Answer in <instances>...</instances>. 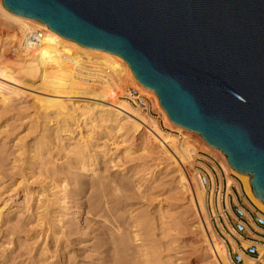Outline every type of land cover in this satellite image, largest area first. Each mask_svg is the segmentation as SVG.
I'll return each mask as SVG.
<instances>
[{
    "label": "bare ground",
    "instance_id": "6f19581e",
    "mask_svg": "<svg viewBox=\"0 0 264 264\" xmlns=\"http://www.w3.org/2000/svg\"><path fill=\"white\" fill-rule=\"evenodd\" d=\"M0 13L6 17L4 44L13 51L0 50V103L5 106L26 93L20 86L35 84L30 89L31 105L41 119L39 136L31 143L14 142L16 154L10 168L6 167L2 152L7 137L0 138V188L11 192L0 204V248L12 246L2 247L0 264H13L15 258L11 254L18 249L16 242L21 237L40 242L37 247L30 246L28 257L21 264H55L50 258L57 257V248L75 249L82 237L76 235L89 233L83 231L85 226L102 228L95 236L100 246L108 244V258L103 264H156L162 243L157 237L155 215L129 201L133 198L129 192L134 178L111 172L124 169L116 166L120 161L123 165L147 160L159 171L142 177L151 181L150 190L166 184L174 197L187 198V205H179L177 210L179 216L185 217L173 219L161 232L168 238L176 264L193 261L192 254L178 244L175 231L179 224L190 226L198 234L193 245L209 259L205 264H231L226 241L216 234L206 214L205 190L193 167L198 148L194 137L222 158L225 171L243 182L245 203L252 202L264 212L263 202L251 191L249 176L234 170L225 155L207 144L200 134L174 124L164 109V125L174 127L172 131L129 103L125 99L129 84L146 87L120 56L81 46L40 21L15 15L4 8L1 0ZM2 35L0 30V38ZM82 61L94 63L97 72L92 76L83 73V77L78 71ZM4 111H0V133L9 136ZM112 148V153H121L122 159L108 156ZM138 166L133 168L134 174ZM212 180L215 185L213 177ZM138 183L139 180L135 185ZM233 183L228 177L227 193H232ZM75 198L73 206L79 209L67 205ZM226 205L229 207L227 198ZM218 207L221 210L220 194ZM72 214L73 219L68 221ZM226 237L230 239L227 234ZM49 240L54 244L53 250ZM63 253L67 258L64 264H74L70 253ZM63 258L61 255V262Z\"/></svg>",
    "mask_w": 264,
    "mask_h": 264
},
{
    "label": "water",
    "instance_id": "95a60500",
    "mask_svg": "<svg viewBox=\"0 0 264 264\" xmlns=\"http://www.w3.org/2000/svg\"><path fill=\"white\" fill-rule=\"evenodd\" d=\"M120 56L169 119L249 176L264 204V0H1Z\"/></svg>",
    "mask_w": 264,
    "mask_h": 264
},
{
    "label": "rangeland",
    "instance_id": "374dc122",
    "mask_svg": "<svg viewBox=\"0 0 264 264\" xmlns=\"http://www.w3.org/2000/svg\"><path fill=\"white\" fill-rule=\"evenodd\" d=\"M6 17L1 15L0 13V30L2 31L3 35L0 38V50L2 48L6 49L7 51L13 53L11 49H9L8 44L6 43L5 37L7 35L5 34L7 25L6 23ZM11 50V51H10ZM35 86L30 85L28 83L27 85L20 86L19 88L26 92L24 94H21L20 96L15 97L12 99L7 105H2L0 103V111L4 109V118L8 120L9 124V136H7V133H0V138L4 139V136L7 137L5 141V147L2 152L4 153L6 160L4 161L7 168H10L12 165V159L14 158V155L16 152L14 151L13 144L15 141L22 140V142H32L33 138H36L39 136L38 130L40 126L41 119L38 117V115L34 112L33 107L31 105L32 96L33 93L32 90ZM131 86L129 84L127 87ZM28 93V95H27ZM174 127H169L167 130L172 131ZM196 138V142L198 144V148L196 150V156L194 161V170L197 172L198 169L204 168L210 176L213 177L214 183L220 184V182L223 184L225 180L227 181L228 177H231L234 181L232 184L236 189V194L244 200L246 195L244 193V187L243 182L238 179L236 176L231 174L229 171H225L223 168V160L222 158L216 154L214 151L206 148L204 145H202L201 141ZM2 139H0V142ZM109 143V142H108ZM53 146V145H51ZM111 145L110 147H112ZM114 148L109 151L108 156L112 159L115 158V160L119 161L121 158V153H112ZM13 152V153H12ZM94 153V152H92ZM206 160L207 162L203 161ZM152 161H142L140 164H138L137 161L132 162H125L123 165L122 161L119 162L116 166L123 167L124 169L119 170V168L112 169V174L115 175H122L126 174L130 178H134V182L132 183V189L129 192V194L133 197L129 201L134 203V207L141 206V209H149L153 215H155L156 223L158 225L157 230V237L160 239L162 246L160 248V260L156 264H176L173 251L169 249L168 244V238L163 237L161 232L162 230H166L168 223L172 221L173 219L178 220L180 217H185V215H180L177 213L178 206H185L187 205V198H183L182 196L178 195L176 197L173 196L172 191L170 190L171 187L167 186L166 184L162 185L161 187L149 189L148 185L151 181H145L142 177L148 176L151 173L158 174V170L156 165H151ZM114 164V163H112ZM133 164L139 165L137 167V174H134L133 168H135L136 165L133 166ZM115 166V167H116ZM114 167V168H115ZM140 169V171H139ZM6 170V169H5ZM115 170V171H113ZM6 172H8L6 170ZM215 172L218 179L214 177L213 173ZM148 173V174H146ZM136 177V178H135ZM139 180V183L137 181ZM200 185V184H199ZM201 186V185H200ZM202 187V186H201ZM238 187V188H237ZM205 190V189H204ZM233 192V191H232ZM11 195L10 191H6L5 187L0 188V204L3 198H6L7 196ZM206 194V191H205ZM207 196V194H206ZM205 196V209L207 217L210 221L211 215H214L216 213V208L214 206L208 205V199ZM79 198V197H78ZM84 200V198L82 199ZM77 199H73L72 201L67 203V205L73 206L74 203H76ZM172 202V204H170ZM122 203V202H121ZM168 203V204H166ZM252 203V202H251ZM73 208L79 209V207L73 206ZM76 209V210H77ZM180 209V208H179ZM59 210L61 211V207H59ZM78 212V211H74ZM134 213V212H133ZM73 215H70L68 218V221H71L73 219ZM83 214L79 217V219L82 217ZM161 221H163V224H161ZM79 223H82V221H78ZM211 222V221H210ZM213 229L216 232V234L220 236H224V231L222 229V226L220 223L216 225L214 222L212 223ZM97 225V223H96ZM82 226H85L84 224ZM94 227V226H93ZM96 227V226H95ZM190 226H183L182 224H179L176 229V236L178 237V244L184 245V250L190 254H192L193 261L192 264H205V262L209 259L205 258L202 255V252L196 251L194 248V240L197 239V235H195V232L190 229ZM102 228L99 229H93L89 228L87 226L83 227V231H88V234L85 235H76V237L82 236L79 238V242L74 246L75 249H69L66 248L65 250H62L60 247L57 248V257H54L53 259L50 258V261L55 262V264H64L65 260H67L66 255L63 253H70V261L74 264H103L104 260H107V252L105 251L108 247V244L104 243V246H100L98 244V238L95 236L99 231H101ZM173 230L170 229V232ZM20 244V245H19ZM40 244V242L33 243L29 238L21 237L17 240L16 246L18 249H16L15 252L11 254L12 258H15L13 261V264H21V260L28 257V254H26L30 250V246L37 247ZM48 244L50 245L51 250L54 249V244L49 240ZM133 245V243L131 244ZM7 249H10L12 246H5ZM0 248V250L2 249ZM71 251V252H70ZM73 251V252H72ZM21 253V257H17V254ZM34 252L31 253V255ZM26 254V255H25ZM62 255V262L60 260V256ZM37 257V256H34ZM195 260V261H194ZM42 264V263H40Z\"/></svg>",
    "mask_w": 264,
    "mask_h": 264
},
{
    "label": "built area",
    "instance_id": "2783aa9c",
    "mask_svg": "<svg viewBox=\"0 0 264 264\" xmlns=\"http://www.w3.org/2000/svg\"><path fill=\"white\" fill-rule=\"evenodd\" d=\"M41 34L40 31H38ZM94 63L82 61L78 71L92 76L97 71ZM103 73V71H102ZM104 76V73L101 74ZM129 96L125 99L142 113L156 119L159 125L168 129L163 121V108L154 92H149L146 88L131 85L127 87ZM203 160V159H202ZM207 162L206 160H203ZM198 183L205 189L208 205L216 208V213L211 215L210 221L222 226L224 240L227 244L228 257L231 264H264V212L255 207L251 202L248 204L244 200L237 198V189L231 185L232 193H227V181L222 184L213 185L210 174L204 169L197 170ZM215 179V172L213 173ZM236 191V192H235ZM220 194L221 210L218 207ZM226 198L229 207L226 205ZM230 236V239L226 237Z\"/></svg>",
    "mask_w": 264,
    "mask_h": 264
},
{
    "label": "crops",
    "instance_id": "0c3cea01",
    "mask_svg": "<svg viewBox=\"0 0 264 264\" xmlns=\"http://www.w3.org/2000/svg\"><path fill=\"white\" fill-rule=\"evenodd\" d=\"M237 198L240 200L241 198L237 195Z\"/></svg>",
    "mask_w": 264,
    "mask_h": 264
}]
</instances>
